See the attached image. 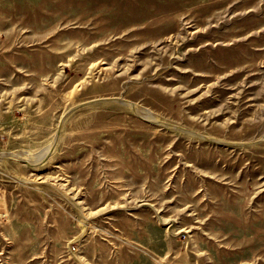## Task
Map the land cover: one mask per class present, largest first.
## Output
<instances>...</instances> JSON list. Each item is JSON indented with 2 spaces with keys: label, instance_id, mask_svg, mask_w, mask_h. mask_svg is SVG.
<instances>
[{
  "label": "rangeland",
  "instance_id": "rangeland-1",
  "mask_svg": "<svg viewBox=\"0 0 264 264\" xmlns=\"http://www.w3.org/2000/svg\"><path fill=\"white\" fill-rule=\"evenodd\" d=\"M0 264H264V0H0Z\"/></svg>",
  "mask_w": 264,
  "mask_h": 264
}]
</instances>
